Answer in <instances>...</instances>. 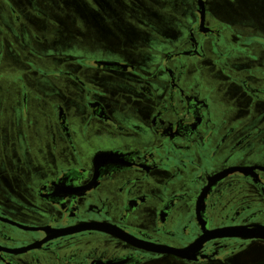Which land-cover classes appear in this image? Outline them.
I'll return each mask as SVG.
<instances>
[{"label":"flooded vegetation","instance_id":"flooded-vegetation-1","mask_svg":"<svg viewBox=\"0 0 264 264\" xmlns=\"http://www.w3.org/2000/svg\"><path fill=\"white\" fill-rule=\"evenodd\" d=\"M74 1L0 0V264H264L253 0Z\"/></svg>","mask_w":264,"mask_h":264},{"label":"rangeland","instance_id":"rangeland-1","mask_svg":"<svg viewBox=\"0 0 264 264\" xmlns=\"http://www.w3.org/2000/svg\"><path fill=\"white\" fill-rule=\"evenodd\" d=\"M74 2H75L74 0H64V3H66V6H67V8L65 10V16L68 17V18H73L74 17V13H75V9H73ZM81 2L83 3V1H81ZM155 2H156V4H159L160 3L158 0H155ZM253 2L255 4L251 6V9H250V12H249L250 17L251 18H255L256 20H263L264 19V0H253ZM83 5L86 6L85 3H83ZM83 5L81 6V12L82 13L85 10H87L86 8H84ZM104 7L106 8L108 15L107 14L100 15V13H98V12H97L98 14L97 13L94 14V16L97 17L96 21H97L98 27H100V28H103L104 27V25H100L99 24V23H101L100 16H102V17L109 16V15H111L113 13V11L116 10V8L114 6H109L107 4H104ZM88 16H89V14H88ZM263 23H264V20H263ZM11 35H13V33H11ZM17 42L20 43V44L25 45V42L23 41V38L18 37L17 38ZM27 42L30 43V40H27ZM4 58H5V62L4 63L7 64L8 66H10V65L13 66V64L14 65L15 64H18V65L21 64L18 61V58L16 56L12 55V53L4 54ZM6 80L10 84L11 83V80H12V77L10 75H8L7 78H6ZM46 87L48 88L49 85L46 86ZM173 263L174 264H182V263H179L178 261H174ZM161 264H171V263L166 262V263H161Z\"/></svg>","mask_w":264,"mask_h":264},{"label":"water","instance_id":"water-1","mask_svg":"<svg viewBox=\"0 0 264 264\" xmlns=\"http://www.w3.org/2000/svg\"><path fill=\"white\" fill-rule=\"evenodd\" d=\"M232 235H237V234L233 233ZM251 235L254 237H257V238H263L264 239V229H258L255 231V233L253 232V234H251ZM195 246H198L197 242L194 243L193 245L189 246V247L184 248V249H174V248L164 247V246H159V245H156L155 247H149V249L160 251V252L173 253V254H176V255L181 256V257H188L190 251L192 249H194Z\"/></svg>","mask_w":264,"mask_h":264}]
</instances>
